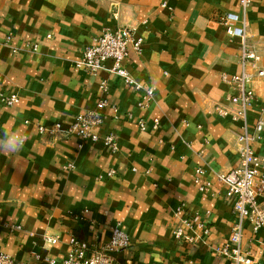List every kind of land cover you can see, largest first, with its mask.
<instances>
[{"label": "crops", "instance_id": "1", "mask_svg": "<svg viewBox=\"0 0 264 264\" xmlns=\"http://www.w3.org/2000/svg\"><path fill=\"white\" fill-rule=\"evenodd\" d=\"M225 13L246 24V44L259 56L247 67L256 97L246 120L217 110L235 108L223 76L244 70L243 41L227 33L219 20ZM118 27L143 40L124 66L136 83L154 88L148 107L141 106L144 90L110 71L112 61L97 74L76 66L85 47ZM259 69L264 0L247 8L241 0H0V93L19 96L10 107L0 97V127L28 137L21 152L0 155V254L62 264L72 237L101 245L119 228L132 243L116 254L117 264H229L216 248L229 242L238 219L220 175L240 164L239 137L264 125ZM101 99L109 106L93 129L98 142L40 135L39 125L66 128ZM111 134L115 150L104 141ZM254 147L264 165V126ZM189 213L209 217L206 243L175 240ZM263 238L245 223L243 249L262 264Z\"/></svg>", "mask_w": 264, "mask_h": 264}, {"label": "built area", "instance_id": "2", "mask_svg": "<svg viewBox=\"0 0 264 264\" xmlns=\"http://www.w3.org/2000/svg\"><path fill=\"white\" fill-rule=\"evenodd\" d=\"M250 2L251 0H241L243 8H247ZM219 20L230 36L241 37L243 41L241 51L244 70L240 75L223 76V79L236 92L230 97V101L235 105V108L230 111L217 107V110L224 116L231 114L234 120H246L248 109L252 106L256 97L254 90L250 87L252 77L247 71V67H256L259 56L246 44V24L242 23L241 26H237L236 22L239 21L237 15L233 13L221 14ZM142 45L143 40L136 37L133 29L129 27L107 29L95 38L93 44L85 47L81 59L76 62V66L84 68L92 74H97L106 69V62L112 61L113 67L110 71L118 74L126 83L134 85L136 89L144 90L141 106L148 107L154 98V88L144 87L136 83L124 66L125 60L130 55V50L133 49L140 53ZM258 75L264 76V70L259 69ZM102 87L105 92L108 91L106 82L102 83ZM0 97L8 107L19 101V96L16 93H0ZM108 106V101L101 99L94 110L78 115L68 127L64 128L60 124L39 125V133L42 137L77 135L84 143L98 142L101 137L93 129L103 123V110ZM114 110L117 111L115 107ZM139 125L142 130H146L144 122H140ZM155 125H158L157 121ZM263 126V122L259 121L254 135L245 133L239 137L240 164L220 175V180L226 187V198L235 201L233 212L238 219V223L233 227L229 242L216 248L220 255L228 258L229 264H262L258 257H254L249 251H245L242 244L246 222L251 225L253 235L260 230L264 231V204L259 200L264 193V165L254 147V142L263 130ZM104 141L114 150L117 149L115 135H107ZM69 167L73 166L69 165ZM198 172L203 174L204 171L199 169ZM180 210H182V207ZM208 219L209 217L203 213L184 215L179 226L173 232L175 240L190 245L206 243L211 234ZM45 241L50 244L58 242L56 238L49 237H46ZM131 243V237L119 228H114L110 240L101 245L90 244L72 237L70 239L72 249L62 261V264H117L116 254L121 250L128 249ZM257 250L259 254L263 252L264 238L259 242ZM0 264L24 263L2 253L0 254Z\"/></svg>", "mask_w": 264, "mask_h": 264}, {"label": "clouds", "instance_id": "3", "mask_svg": "<svg viewBox=\"0 0 264 264\" xmlns=\"http://www.w3.org/2000/svg\"><path fill=\"white\" fill-rule=\"evenodd\" d=\"M28 137L20 129L0 127V155L11 156L22 151Z\"/></svg>", "mask_w": 264, "mask_h": 264}]
</instances>
